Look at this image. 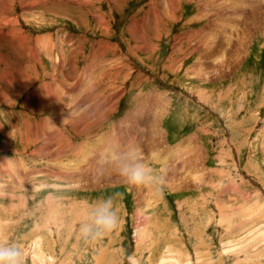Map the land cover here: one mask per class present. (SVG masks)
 <instances>
[{"label": "rangeland", "instance_id": "rangeland-1", "mask_svg": "<svg viewBox=\"0 0 264 264\" xmlns=\"http://www.w3.org/2000/svg\"><path fill=\"white\" fill-rule=\"evenodd\" d=\"M28 1L0 42L8 79L2 54L25 57L0 85V246L21 264H264V0H215L211 21L196 0ZM198 61L209 70L189 72ZM46 119L54 133L36 134ZM142 132L155 146L132 151ZM185 141L188 158L163 161ZM137 161L147 184L123 174ZM110 197L117 228L86 240L80 225Z\"/></svg>", "mask_w": 264, "mask_h": 264}, {"label": "bare ground", "instance_id": "bare-ground-1", "mask_svg": "<svg viewBox=\"0 0 264 264\" xmlns=\"http://www.w3.org/2000/svg\"><path fill=\"white\" fill-rule=\"evenodd\" d=\"M13 1L14 0H0V12H2L3 13V11H5V13H6V15L5 16H3V17H1L0 18V42H2V41H4L2 38L3 37H5V38H7V34L4 32V30L6 29V28H10V26L16 21L15 19H13L8 13H10V8H11V6H13ZM21 2H23V0H20ZM25 2H24V4L22 5L23 6V10L22 11H24V10H31L32 9V7L33 6H35V4L32 2V1H28L27 0V2H26V0H24ZM39 1V0H38ZM40 1H42V0H40ZM59 2L61 1V0H58ZM64 1V0H63ZM77 1L78 0H71V3L73 4V3H77ZM85 1V0H84ZM189 1H191L192 2V0H189ZM193 1H195V0H193ZM57 2V1H56ZM68 2H70L69 0H68ZM159 6H164L165 4H169V3H175V4H177V1L176 0H159ZM169 2V3H168ZM180 2V1H179ZM216 1L215 0H196V5H197V8H199V12H198V14H199V19H200V17H202V19L204 18V19H206L207 21H211V20H208V17L209 16H207V13L204 11V10H201V9H203L204 7H206L207 5H210V6H213V4L215 3ZM81 3V2H80ZM85 3V2H84ZM243 3H245V2H243ZM8 4V5H7ZM71 4V5H72ZM79 4V3H78ZM67 5V4H66ZM69 5V4H68ZM170 5V4H169ZM168 5V6H169ZM240 5H242V4H240ZM167 6V5H166ZM22 9V8H21ZM168 8H166V10H165V12H171V10L169 9V10H167ZM207 9V8H206ZM33 10H34V8H33ZM174 10V9H173ZM243 10V8L242 9H240V11L239 12H234L233 10H230L231 11V13L232 14H230V15H233V14H237V15H240V16H242L243 17V19H245V17H246V15H247V13H245L248 9H245V12L244 11H242ZM26 12V11H25ZM176 12V9L174 10V13ZM204 12V13H203ZM227 12V11H226ZM164 13V12H163ZM173 13V14H174ZM261 13V12H260ZM258 13V14H253V17L252 18H248V20H250V21H258V19L257 18H263V14L261 13ZM226 14V13H225ZM248 14L250 15V13L248 12ZM172 15V14H171ZM256 15L258 16L257 18H256ZM196 17V16H195ZM103 18V17H102ZM18 19V18H17ZM221 19V18H220ZM217 20V19H216ZM262 20H264V19H262ZM221 21V20H220ZM211 24V23H210ZM253 24V23H252ZM226 26H228V25H226ZM15 27V26H14ZM13 27V28H14ZM209 28L210 29H213V31L215 30L214 28H212V26L211 25H206V30H208L209 31ZM9 30V29H8ZM22 31V30H21ZM143 32V31H142ZM212 32V31H211ZM18 36V35H17ZM9 37V36H8ZM10 37H12V36H10ZM212 37H213V35H211V39H212ZM18 38H20V36H18ZM10 39V38H9ZM14 39H15V37H14ZM13 40V39H12ZM7 41V40H6ZM5 41V42H6ZM24 41V40H23ZM35 41H37V40H35ZM42 40H40L39 42H41ZM43 42V41H42ZM48 42V41H47ZM210 42V41H209ZM12 43V42H11ZM46 43V42H45ZM24 44V43H23ZM49 44V43H48ZM61 44V43H60ZM34 45V44H33ZM35 45H37V44H35ZM2 46V45H1ZM51 46V45H50ZM53 46V45H52ZM52 46H51V52H53V48H52ZM17 47H19V46H17ZM210 47V46H209ZM21 48V47H20ZM202 48V47H201ZM35 49H36V47H35ZM39 49V48H38ZM16 50V49H15ZM32 50V49H31ZM237 53V52H236ZM39 54H41V52H39V51H36V54H35V56L36 57H38L39 58ZM44 55V54H43ZM28 56H30L31 57V55H28ZM17 57V56H16ZM54 57V56H53ZM25 58V57H24ZM24 58H22V60L21 61H19V57L17 58V61H19V63H14V62H12V61H9V55H3L2 54V58H1V64H6V65H8V67L11 69V71H17L18 73H14L13 75H16V74H18L19 76V79L21 80V77L23 76V74H22V68H21V66H18V65H20V63H22V64H25V62L23 61L24 60ZM51 59H53V58H50V60ZM55 59V58H54ZM5 61H7V62H5ZM26 61V60H25ZM37 61V60H36ZM52 61V60H51ZM199 62V61H198ZM28 63V62H27ZM202 62H199V63H197L196 64V66L194 67H192L190 70H189V72L191 71V72H193V73H198V72H203V70L205 71V69H208L209 68V66H207V64H206V66H205V64L204 65H202L201 64ZM33 64V63H32ZM2 65V66H3ZM30 66H32V65H30ZM204 66V67H203ZM33 67V66H32ZM31 69V68H30ZM26 70V69H25ZM209 70V69H208ZM29 72V71H28ZM4 73V72H3ZM7 75L8 74H2L1 73V70H0V85H7L8 84V81H10L11 80V78L13 77V79H14V76L13 75H11V76H9V79L7 78ZM200 75H201V73H200ZM92 76V75H91ZM201 77V76H200ZM12 79V80H13ZM18 79V80H19ZM25 79H26V82L29 80L27 77H25L23 80H24V82H25ZM55 82V81H54ZM11 83V82H10ZM75 83V82H74ZM83 83V82H82ZM81 83V84H82ZM14 84V83H13ZM53 86V85H52ZM8 87V86H7ZM1 88V87H0ZM44 88H48V86L47 87H45L44 86ZM52 88V87H51ZM84 88V87H83ZM82 88V89H83ZM10 90V89H9ZM53 91V90H52ZM56 91H57V89H56ZM55 91V92H56ZM62 93V92H61ZM3 94H5L4 92H3ZM9 94H10V91H9ZM8 95V94H7ZM20 95V94H19ZM27 96V95H26ZM25 96V97H26ZM52 96V95H51ZM4 97H7V96H4ZM3 97V95L0 93V98H2L3 100L5 99ZM62 97V96H61ZM65 97V96H64ZM67 97V96H66ZM65 97V98H66ZM60 98V97H59ZM7 99V98H6ZM56 99V98H55ZM68 99V98H67ZM72 99V98H71ZM28 100V99H27ZM39 100V99H38ZM66 100V99H65ZM144 102H145V100H144ZM26 103V102H25ZM66 103V102H65ZM73 103V102H72ZM9 104V103H8ZM71 104V103H70ZM145 104V103H144ZM67 105H69V103L67 104ZM65 106V105H64ZM60 107V106H59ZM66 107V106H65ZM64 107V108H65ZM70 107V106H69ZM140 107V106H139ZM163 107V106H162ZM144 108V107H143ZM145 109V108H144ZM148 109V108H147ZM37 110V109H36ZM67 110V109H66ZM143 110V109H142ZM145 111V110H144ZM78 113V112H77ZM137 114H139V113H137ZM60 117V116H59ZM63 117V116H62ZM66 118V117H65ZM60 120V119H59ZM58 120V121H59ZM63 120H64V118H63ZM63 120H62V122H63ZM66 120V119H65ZM142 120H144V121H141L140 123H141V125L140 126H138V125H136L135 126V128H137L138 130H139V127H144V125H145V122L147 121V120H145V119H142ZM49 121L50 120H45V122H43V124H41V128H40V126L38 125V126H35V128L33 129L35 132H36V134H38V133H40V134H42V132H43V130H45L44 128L45 127H47V131H49V134L52 132V131H54V129H51V124L49 123ZM150 124V126L152 127L153 126V122H150L149 123ZM150 126H149V128H150ZM2 127V126H1ZM16 128H14V130H15ZM71 129V128H70ZM143 130H144V128H143ZM155 130V129H154ZM16 131V130H15ZM145 132H146V130H145ZM144 132V133H145ZM148 132V131H147ZM5 133V132H4ZM22 133V132H21ZM20 133V134H21ZM52 133H54V132H52ZM143 132H142V137L137 141V143H136V148H134L133 149V147L132 146H128L129 148H127V150H125V148H121V150H119V152L117 153V155H116V157L119 155L120 157H122L123 159L125 158V155H124V153L126 152H128V151H131L132 149V151H135L136 149H138L139 147H140V145L142 144V142H141V140H142V138L144 137V136H146V133H145V135H143L144 134ZM153 133V132H152ZM26 136V135H25ZM54 136H56V134H54ZM150 136H151V134H150ZM52 138L54 139V137H53V135H52ZM155 138V135H152L151 136V139L149 138V134H148V137L146 136V140H147V142H146V140H145V144H146V147L147 146H155V144H154V142L152 141L153 139ZM130 140H132L131 139V137L129 138ZM110 140H112V138L111 137H106L105 139H103L102 141H99V143H95V146H96V150H97V152L99 151V149L101 150V149H103L104 147H107V146H109L110 145ZM188 140V139H187ZM120 141H123V140H120ZM186 142L187 141H185L184 143H183V145L182 146H185V149L184 150H180L179 149V147L178 146H176L177 148H175V149H172V151L170 152V153H168V154H163L164 156L162 157V159H163V161H167L168 159H173V160H175L176 161V158H181L180 156L181 155H183L184 157H186L187 156V158L189 157L188 155H191V153L193 152V151H191L189 148H188V146H187V144H186ZM190 143V142H189ZM68 144V143H67ZM125 143L123 142V145H124ZM107 145V146H106ZM180 146V145H179ZM101 147V148H100ZM51 148V147H50ZM45 149V150H44ZM182 149V148H181ZM187 150H190V153H189V151H187ZM43 151H47V153L49 152V146H48V144H46L45 143V146L43 145V147H42V150L41 149H38V148H36V150H35V154L37 155V154H39V153H42ZM81 152H83L82 151V148L81 149H79V150H77L76 151V153H73V154H76L77 156H78V153H81ZM181 152H183V153H181ZM194 154V153H193ZM32 155V154H31ZM99 155H100V153H99ZM33 156V155H32ZM87 156V155H86ZM124 156V157H123ZM109 157V158H108ZM108 157L106 158V159H102V157H98V159H100L99 160V164L100 163H102V162H105V160H111V159H114V157L115 156H112V154H111V156L110 155H108ZM120 157H118V158H120ZM183 157V158H184ZM88 158V157H87ZM182 158V159H183ZM77 159V158H76ZM81 159V158H80ZM78 160V159H77ZM81 160H86V158L85 157H82V159ZM180 160V159H179ZM186 160V159H185ZM190 160V159H189ZM189 160H187V162L188 163H190L189 162ZM57 161V160H56ZM60 161V160H59ZM100 161H102V162H100ZM2 163H1V166H5L7 169H9V167H8V165L6 166L5 165V162L4 161H1ZM81 162V161H80ZM186 162V161H185ZM184 162V163H185ZM186 162V163H187ZM82 163H84V162H82ZM135 163H139L138 161L137 162H135ZM104 164V163H103ZM179 164V163H178ZM87 165H89V164H87ZM92 164H90L89 166H91ZM109 165V164H108ZM88 166V167H89ZM93 166V165H92ZM96 166H98V165H96ZM96 166H94V167H96ZM130 166H132L131 164H129V167ZM186 166V165H185ZM18 167V166H17ZM75 167V166H74ZM86 166H84L83 168H85ZM111 167V166H110ZM109 167V168H110ZM91 168V167H90ZM108 169V168H107ZM85 170V169H84ZM92 170V169H91ZM94 170V169H93ZM167 170V174L165 175L166 177L165 178H169V180L171 181V179H170V176L171 177H173V179L175 178V176L171 173V171L170 172H168V170L169 169H166ZM193 171H195V170H193ZM2 171H0V173H1ZM59 174V173H58ZM76 174V173H75ZM99 174V173H98ZM97 174V175H98ZM56 175V174H55ZM60 175V174H59ZM163 175H164V173H163ZM58 176V175H57ZM64 177V176H63ZM70 178V177H69ZM145 189V188H144ZM146 193L148 192V191H151V186H147L146 187Z\"/></svg>", "mask_w": 264, "mask_h": 264}, {"label": "clouds", "instance_id": "clouds-1", "mask_svg": "<svg viewBox=\"0 0 264 264\" xmlns=\"http://www.w3.org/2000/svg\"><path fill=\"white\" fill-rule=\"evenodd\" d=\"M129 182L142 185L150 180L149 174L140 163H135L123 170ZM121 197L123 194H119ZM119 224V216L112 198L98 202L89 213V222L81 224L79 232L86 240L95 239L114 231ZM21 252L15 246H0V264H21ZM131 260V258H129Z\"/></svg>", "mask_w": 264, "mask_h": 264}]
</instances>
